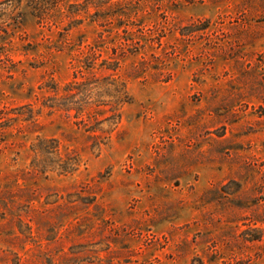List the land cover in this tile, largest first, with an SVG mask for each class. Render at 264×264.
Listing matches in <instances>:
<instances>
[{
    "label": "rangeland",
    "instance_id": "1",
    "mask_svg": "<svg viewBox=\"0 0 264 264\" xmlns=\"http://www.w3.org/2000/svg\"><path fill=\"white\" fill-rule=\"evenodd\" d=\"M0 0V264H264V0Z\"/></svg>",
    "mask_w": 264,
    "mask_h": 264
},
{
    "label": "trees",
    "instance_id": "2",
    "mask_svg": "<svg viewBox=\"0 0 264 264\" xmlns=\"http://www.w3.org/2000/svg\"><path fill=\"white\" fill-rule=\"evenodd\" d=\"M96 1H98V0H96ZM96 2H95V0H87V4H95Z\"/></svg>",
    "mask_w": 264,
    "mask_h": 264
}]
</instances>
